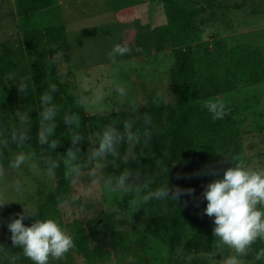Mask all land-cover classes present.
Listing matches in <instances>:
<instances>
[{
    "label": "rangeland",
    "instance_id": "rangeland-1",
    "mask_svg": "<svg viewBox=\"0 0 264 264\" xmlns=\"http://www.w3.org/2000/svg\"><path fill=\"white\" fill-rule=\"evenodd\" d=\"M179 1L189 10L215 3L203 14L209 21L192 40L200 102L225 106L223 118L214 120L210 113L205 117L206 130L216 138L212 180L222 178L235 164L264 168V79L259 71L264 60V0ZM58 24L64 25L69 42L68 49L56 55L58 73L75 85L92 123L114 111L150 106L153 96L165 103L171 100L174 25L162 0H58L29 21L17 15L14 0H0V55L17 51L25 30ZM117 44L129 51L111 55ZM235 47L247 54L241 70L250 76L248 80H237L227 63V52ZM54 185L53 172L31 154H17L0 166V235L10 233L7 225L12 219L23 215L24 223ZM146 185L142 175H132L124 186L110 184L95 157L76 174L67 199L46 218L55 219L71 237L86 233V222L97 219L92 244L102 250V257L90 260L72 247L60 259L49 257V264H166L168 247L144 231L149 213V200L143 199L149 196ZM104 210L114 214L113 224L99 218ZM261 259L264 264V251ZM3 264L33 262L14 245ZM188 264H255V260L251 245L236 253L215 237L207 251L196 245Z\"/></svg>",
    "mask_w": 264,
    "mask_h": 264
},
{
    "label": "trees",
    "instance_id": "trees-1",
    "mask_svg": "<svg viewBox=\"0 0 264 264\" xmlns=\"http://www.w3.org/2000/svg\"><path fill=\"white\" fill-rule=\"evenodd\" d=\"M162 2L174 25V61L169 69L172 98L168 103L153 96L150 106L114 111L92 123L74 92L75 85L58 73L56 55L69 47L62 24L25 30L19 49L0 55V166L8 165L17 154H31L43 160L55 176V185L24 222L25 226L46 218L65 201L76 174L84 171L95 157L100 158L104 176L112 185L124 186L132 175H142L147 182L145 190L151 196L145 233L168 247L166 264H188L196 245L207 251L217 237L213 218L204 213L203 196V190L213 181L216 138L206 130L205 117L209 112L200 102L192 43L200 26L209 21L203 14L215 3L189 10L179 0ZM14 3L17 15L29 21L58 0ZM247 59L240 47L227 52V63L235 69L237 80L250 77L241 70ZM260 64L264 79V60ZM45 97L49 99L46 101ZM49 110L53 115L45 119ZM106 132L114 134L112 150L98 155ZM41 135L46 137L44 141ZM176 189L191 190V194L177 197ZM157 190H166L168 195L156 198L152 194ZM99 218L105 224L114 223V214L108 210L102 211ZM96 222L97 219L87 221L86 233L72 235L76 252L90 260L102 257V250L92 244ZM14 245L10 233L0 235V264L13 252ZM251 248L255 264H262L264 241L258 238Z\"/></svg>",
    "mask_w": 264,
    "mask_h": 264
},
{
    "label": "clouds",
    "instance_id": "clouds-1",
    "mask_svg": "<svg viewBox=\"0 0 264 264\" xmlns=\"http://www.w3.org/2000/svg\"><path fill=\"white\" fill-rule=\"evenodd\" d=\"M128 51V46L117 44L111 55L123 56ZM44 99L47 101L49 98ZM203 107L214 120L223 118L225 114V106L221 103L209 101ZM52 115L49 110L44 118L50 119ZM48 132L51 133L52 128ZM40 139L44 141L46 137L41 135ZM114 139L113 133L106 132L99 144L98 155L111 151ZM23 159L18 157L17 166ZM120 182L123 183V177ZM185 194L190 195L191 190L176 189L177 197ZM152 195L164 198L168 193L157 190ZM203 196L206 200L204 213L213 218L214 234L236 253H244L258 238L264 240V168L250 169L244 164H235L224 171L222 178L209 182ZM143 199L147 201L151 196ZM24 218L20 215L12 219L7 227L12 242L22 247L24 255L33 264H49V257L60 259L73 247L72 237L55 219H37L30 226H25Z\"/></svg>",
    "mask_w": 264,
    "mask_h": 264
}]
</instances>
